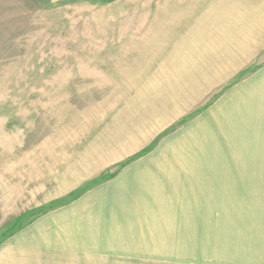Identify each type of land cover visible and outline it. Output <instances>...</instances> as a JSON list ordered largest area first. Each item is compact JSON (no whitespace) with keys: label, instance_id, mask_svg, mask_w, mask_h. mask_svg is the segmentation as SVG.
<instances>
[{"label":"rangeland","instance_id":"374dc122","mask_svg":"<svg viewBox=\"0 0 264 264\" xmlns=\"http://www.w3.org/2000/svg\"><path fill=\"white\" fill-rule=\"evenodd\" d=\"M263 94L264 0H0V264H264Z\"/></svg>","mask_w":264,"mask_h":264},{"label":"bare ground","instance_id":"6f19581e","mask_svg":"<svg viewBox=\"0 0 264 264\" xmlns=\"http://www.w3.org/2000/svg\"><path fill=\"white\" fill-rule=\"evenodd\" d=\"M253 85H254V83H253ZM257 86V85H256ZM250 87V86H249ZM246 91V90H245ZM256 91V90H255ZM263 91V90H262ZM261 92V91H260ZM262 95V94H261ZM264 95V94H263ZM257 96H259V95H257ZM262 97V96H261ZM260 100H261V98H260ZM253 101V100H252ZM259 101V100H258ZM260 102V101H259ZM250 107V106H249ZM181 160H177L176 162H178V163H180L179 161H183L185 158H180ZM185 161V160H184ZM181 164V163H180ZM177 174H181V171H178V172H176ZM165 175L166 176H169V174H166L165 173ZM231 182V181H230ZM231 184V183H230ZM211 185V184H210ZM209 187V186H208ZM174 189H176V188H174Z\"/></svg>","mask_w":264,"mask_h":264},{"label":"crops","instance_id":"0c3cea01","mask_svg":"<svg viewBox=\"0 0 264 264\" xmlns=\"http://www.w3.org/2000/svg\"><path fill=\"white\" fill-rule=\"evenodd\" d=\"M172 188H174V187L172 186Z\"/></svg>","mask_w":264,"mask_h":264}]
</instances>
